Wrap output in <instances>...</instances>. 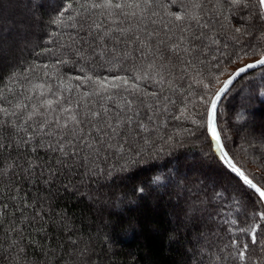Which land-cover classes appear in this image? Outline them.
Instances as JSON below:
<instances>
[{
    "label": "trees",
    "instance_id": "16d2710c",
    "mask_svg": "<svg viewBox=\"0 0 264 264\" xmlns=\"http://www.w3.org/2000/svg\"><path fill=\"white\" fill-rule=\"evenodd\" d=\"M21 1L32 13L26 42L15 36L19 13L0 12V53L6 52L0 55V109H8L0 111L5 181L0 183V264H239L231 241H247L239 229L264 221L253 215L250 193L226 170L206 130L198 126L205 111L200 97L208 91L205 84L218 91L227 70L234 73L261 58L264 36L258 28L235 33L243 23L239 12H224L229 22L217 14L223 6L211 11L216 0H199L204 5L201 22H209L208 27L188 20L185 32L174 14L190 10V0H153L154 14L142 22L129 17L117 25L115 13L95 10L93 18L103 21L104 29H131L97 39L99 32L89 29L88 14L80 9L82 0ZM145 25L147 32L155 30L148 47L170 58L165 63L171 75L165 74L163 85L148 66L152 57L140 59L143 45L128 39L132 32L144 36ZM209 31L221 41L212 45L218 53L206 49L203 63L183 70L169 46L184 36L183 46H190L193 33ZM101 49H106L103 56L98 55ZM126 99L134 101L135 119L144 130L135 123L121 125L113 147L88 158L53 152L49 144L56 136L39 131L45 121L51 122L45 132L66 131L62 125L69 115L83 119L89 110L107 108L114 116L127 107ZM217 128L234 163L254 182L264 183V66L239 77L221 98ZM203 152L214 164L212 172L196 162ZM218 191L223 195L217 200ZM257 239L264 244V227ZM250 254L264 264V252L256 246Z\"/></svg>",
    "mask_w": 264,
    "mask_h": 264
},
{
    "label": "snow or ice",
    "instance_id": "6c2138e0",
    "mask_svg": "<svg viewBox=\"0 0 264 264\" xmlns=\"http://www.w3.org/2000/svg\"><path fill=\"white\" fill-rule=\"evenodd\" d=\"M190 4V10H186L183 14L179 12L174 14L175 20L181 21V24L178 25V27L186 32L187 27H185L184 22L188 20L194 21L201 29L208 27L209 22H201L203 19V3H200L199 0H190ZM220 6H223L222 10L217 12V8ZM71 7L72 4L70 2L68 9H71ZM68 9H65V11ZM80 9L88 14L86 16V21H90V23L87 24L89 29L91 30L95 28L99 32L97 39H103L105 36H108L111 31L118 30L119 32L124 33L131 29L130 27L104 29V22L96 21L93 18L95 16V10H100L101 15H113V13H115L113 22L117 25L127 22L129 17H131L133 21L138 19L142 22L154 14L153 0H123V2H121V0H82ZM129 9L131 11H129ZM211 11L217 12L218 16L222 18L229 19V22H231V19L230 17H224V12H229L232 15L239 12L240 15L237 19L243 23H241L240 26L235 27V33L241 32L242 28H245L247 31H250L252 28H258V34L264 36V0H216V7ZM61 15H63V13H61ZM217 22L219 23V20H217ZM153 23H155V21H153ZM84 26V24H81V27ZM221 27H223L222 24ZM144 30V36L132 32L128 39L134 40L138 44L143 45L140 59L146 60L148 59V56L152 57L148 66L155 69L156 76L158 77L156 82L163 85L168 82L165 79V74L167 73L168 75H171V69L165 63V59L170 58H165L163 53H160L158 56L157 53L160 52L159 48L151 49L148 47L147 41L153 39L155 36V30H153V32H147V25L144 26ZM167 30L170 32L171 28H168ZM110 38L117 39V37ZM167 39H171V37H167ZM185 39H188V37H178V42L175 43L174 46H169L168 48L172 55L184 65L183 70H187V67L195 65L197 61L203 63L201 57L207 59L209 56V51H206V49H211L213 53H218V48L212 49V45L219 46L221 43V41L212 34V31L206 33H193L191 37L192 43L187 47L183 46ZM197 40L200 41V44L195 43ZM204 41H208V43L205 44ZM159 42L164 43V40ZM105 50L106 49H101L98 55L103 56ZM80 51L82 53L83 50L81 49ZM93 52H95V49H93ZM127 55L131 56L130 53ZM223 55H227V53H224ZM245 55H247V53H245ZM212 59L217 60L216 66L219 67L221 61L218 59V55L213 54ZM157 60H159L160 63L157 64ZM229 63H231V61H229ZM258 65L264 66V53L261 54V58L255 63H249L245 67L238 68L234 73H229L228 78L223 82L218 91L212 92L208 84L204 85V87L208 89L205 95L200 97V102L205 106V111L203 113L204 120L199 122L198 126L204 128L210 140L215 142V151L219 153V160L226 166V170H229L230 173L234 175L237 183L250 193L248 198L250 203L254 206L253 215L257 217L259 221H264V210H262L264 209V183L254 182L253 178H249V176L233 162V158H230L229 153L225 151L224 145L221 143L220 133L217 130V105L221 101L222 96L229 91L230 86L233 85L238 77H241L242 73H246L249 69L256 68ZM143 78L151 77L145 76ZM88 79H91V77H88ZM216 79L218 80L219 77L217 76ZM209 83H211V80ZM162 99L168 101V97L166 96ZM125 103L127 107L121 109L120 112L115 113L114 116L108 115L109 110L107 108L103 109V111L89 110L84 114L83 119L77 118L75 114L69 115L68 119L62 125V128L66 131L53 133L51 129H49V131L45 132L44 129L47 124L51 123L50 121L42 122L39 126V131L45 135L56 136L54 143L50 142L49 144V147L53 152H59L65 158L69 156L76 159L81 158V156L88 158L92 153H99L105 148H112L113 142L121 135V125L131 126L135 123L137 128L144 130L145 126L143 123L135 119L139 116V111L133 109L132 105L134 101L126 99ZM0 111L8 113V109H0ZM65 111L68 110L65 109ZM10 114L16 115L15 112ZM33 115H35V110H33L32 114L27 116L24 123L31 120ZM149 119L151 118L149 117ZM69 122L71 123V126H69ZM56 123H59V121H56ZM82 125H88L91 130L85 131ZM17 127H22V125H17ZM92 131H95L97 135L93 137ZM31 139L32 137L29 136L27 140H25V143ZM3 147L4 145L0 144V148ZM116 147L122 149L123 146L117 144ZM66 148L67 151L65 150ZM33 151H35V149H33ZM28 167L31 168V165ZM22 170L26 171L28 169ZM4 182L2 174H0V183ZM222 195L223 193L218 191L215 199H220ZM236 202L239 203L238 200ZM233 223H236V221H233ZM262 227H264V225L256 223L251 226L250 230L247 228H240L239 231L245 233L248 236V240L243 243L239 240L231 241L229 247L234 250L233 258L237 260L239 264H259V258L256 261L252 260L250 249L251 246L254 245L260 252H264V244L257 239V233Z\"/></svg>",
    "mask_w": 264,
    "mask_h": 264
},
{
    "label": "rangeland",
    "instance_id": "374dc122",
    "mask_svg": "<svg viewBox=\"0 0 264 264\" xmlns=\"http://www.w3.org/2000/svg\"><path fill=\"white\" fill-rule=\"evenodd\" d=\"M22 3L23 2L21 0H0V12L10 13L13 11V12L19 13L16 20H17V25H20V28H19L20 31L18 29L19 32L15 33L16 34L15 36L19 41H21L23 43V42H26L28 40L27 31H29L30 29L33 28V23L31 22L32 20L30 17V14H32L31 10H29L27 7H25ZM21 30H24L25 33L23 34V31H21ZM0 55H1V57H4L6 55V52L3 51L2 53H0ZM232 70H233V68L227 70L228 74L231 73ZM228 74H225L223 77H221V79L218 82V85H219V83L221 84L224 81V79L228 77ZM230 134L233 138L236 135L234 132H231ZM206 156H207L206 152H203L202 155H200L197 158L196 162L199 163V167H200V169H203V171L212 172L211 170L215 169L213 167L214 164H213L212 160H210V158L206 157ZM203 179L205 181V178H203ZM232 185L234 187L236 186L233 181H232ZM232 191H234L235 193H238V195H239L238 189L234 188V189H232ZM189 195L193 196L192 193H189Z\"/></svg>",
    "mask_w": 264,
    "mask_h": 264
},
{
    "label": "water",
    "instance_id": "95a60500",
    "mask_svg": "<svg viewBox=\"0 0 264 264\" xmlns=\"http://www.w3.org/2000/svg\"><path fill=\"white\" fill-rule=\"evenodd\" d=\"M256 61H257V60H256ZM256 61H254V62H249V63H255ZM249 63H247V64H249ZM247 64H245V65H243V66H241V67H245ZM261 67H263V66H259V65H258L256 68L249 69L246 73H248V72H250V71H252V70H255V69L261 68ZM239 68H240V67H239ZM246 73H242L241 76L244 75V74H246ZM238 78H239V77H238ZM238 78H237V79H238ZM234 83H235V81H234ZM234 83H233V84H234ZM231 86H232V85H231ZM231 86H230V88H231ZM222 97H223V96H222ZM218 104H219V103H218ZM217 108H218V105H217ZM217 130H218V128H217ZM218 132H219V131H218ZM211 142H212V144H213L214 151H215V142H214V141H211ZM221 143H222V142H221ZM215 153H216V155H217L218 158H219V153L216 152V151H215ZM230 158H231V157H230ZM233 162H234V161H233ZM224 166H225V165H224ZM225 167H226V166H225ZM228 171H229V170H228ZM229 172H230V171H229Z\"/></svg>",
    "mask_w": 264,
    "mask_h": 264
}]
</instances>
